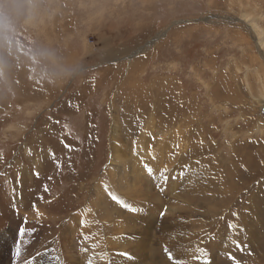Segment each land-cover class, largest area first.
I'll return each instance as SVG.
<instances>
[{"label": "rangeland", "instance_id": "obj_1", "mask_svg": "<svg viewBox=\"0 0 264 264\" xmlns=\"http://www.w3.org/2000/svg\"><path fill=\"white\" fill-rule=\"evenodd\" d=\"M148 119L147 151L156 150L159 158L162 150L172 168L186 171L185 185L175 179L170 189L156 191L159 177L153 183L152 175L162 177L168 164L126 153L124 146L138 148ZM246 135L253 141L248 149L264 143V0H0V264H27L39 254V264H66L60 262V248L82 264H181L173 255L168 259L170 249H160L164 263H153L148 245L134 257L123 250L127 240L115 239L123 248L101 247L110 220H97L95 181L108 211H125L137 223L148 211L156 225L169 217L170 201L183 197L181 217L189 220L201 203L186 193L198 185L199 160L215 150L227 164L222 171L232 176L229 148H244L237 143ZM159 140L165 147L160 149ZM183 141L189 148L184 154L178 146ZM115 143L136 164L137 195H118L129 207L106 193L104 171ZM258 178L255 210L240 208L245 198L225 207L226 199L218 196L209 202L221 204L216 216L206 208L193 210L194 221L203 223L194 233L185 227L180 256L187 264H234L217 260L222 251L208 248L225 209L233 211L227 219L237 231L235 264H264V171ZM43 207L60 213L56 222L33 216ZM73 221L69 240L61 245L59 226ZM90 222L96 227L88 228ZM149 228L154 240L158 234ZM97 230H104L101 240ZM119 250L120 256L112 254ZM88 253L99 258L85 259Z\"/></svg>", "mask_w": 264, "mask_h": 264}, {"label": "bare ground", "instance_id": "obj_2", "mask_svg": "<svg viewBox=\"0 0 264 264\" xmlns=\"http://www.w3.org/2000/svg\"><path fill=\"white\" fill-rule=\"evenodd\" d=\"M168 105H170V103ZM145 110H146V108H145ZM114 120L116 121L117 119H114ZM149 120H151V119H148L147 124L144 126L145 127L144 129H146V130L144 131V129H142V136L141 137L138 136V139H137V141H138L137 147L138 148H135L134 146L133 147L132 146H128V147L124 146V148L125 149L128 148V150H129V152H126V153L132 154L135 152L134 155L136 154V156L141 160H144V159L150 157L152 162H153V165H157V164L159 165V163L162 165L168 164L167 167L169 168V170L164 171L165 173L163 172L164 174L162 177L158 176L161 174V173H158V174H155L154 176L152 175V178H151V181H153V179H154L153 183H155V181H157V178L159 177V179H158L159 182L158 183L156 182L157 185L155 184V188L156 187L158 188L156 191L163 193L165 191L164 187L167 189H170V186L174 184L173 180H175V179L178 181L177 183H180V185L183 183L185 185L187 183L186 171L185 172H184V170L180 171L179 169L181 167L177 168V169L172 168L171 167V164H172L171 159L169 160L168 156H164V154H162V150H159V153H158L159 158L156 155V153H157L156 150L151 148V150L149 149L150 151L149 150L147 151L148 144L145 140L143 141V139L145 138L146 134L148 136L149 135L152 136V132H150V129L152 130V123H149ZM116 125H117V123H115L113 121L112 128H111L113 141L116 140V135H118L117 134L118 126H116ZM178 134H181V132ZM249 142H253V141H250L246 135L245 139L241 137L240 142L237 143V145L245 146L244 148L240 149V151L229 148L230 156L233 155V158H231L232 160H230V161L234 167L231 168V170H235L234 171L235 173H233L232 176H229L230 174L226 176V173H224L222 171L223 167L227 164H225L222 160H220V158L217 157V152L215 150H210L209 152L206 153V155H210L211 158H213V161L211 160L210 157H206L205 160H202V159H201V161L199 160V163L202 166H199L198 185L196 187H191L190 190H187V192H186V193H188L187 195L189 198H192L197 203L199 201L201 202L200 204L198 203L199 207L196 206L195 209H193V210L206 208L205 209L206 213L214 214L216 216L218 214V210L220 209L219 206L221 204H210L209 203V202H212L216 196H218L222 199H226L227 205L225 206V203H224L223 207H221V208L228 207L229 205H235L236 203H238V201L240 199L245 198L243 200V202L239 204L240 208L244 209V208L251 206L252 210L256 209V207H257L255 205L256 202L253 201V194H254L253 190H254V188L258 190L259 184H257V183H259V180H260V178H258V177L264 171V167H263L264 143L262 145H259V147H256L253 150H251V148L248 149ZM163 144H164L163 141H160V144H158V145H160V149L165 147L166 143L164 144V146H163ZM117 145L118 144L115 143V146L114 145L111 146V149H110L111 150L110 152H112L111 162L107 164V167L105 168V171H104L105 172L104 183L107 184V187L105 186L107 188V190H106L107 196L110 198H111V195H115V196L119 197L118 196L119 193L127 195L129 197L130 196H136L137 195V188L140 185L139 182L137 181L136 176H135L136 164L133 162V160L130 157L125 156V154L122 153V151L120 150V148ZM208 145H210V144H208ZM178 146H181L180 151L184 150V152L182 154L186 153L188 151L187 149H189V148H187L185 150V142L184 141L179 142ZM139 147H141V148H139ZM137 149H140V150L143 149V150L140 151L139 154H137ZM204 149L206 150L205 147H204ZM209 149H212V148H209ZM217 151H218V149H217ZM192 153H195V151H193ZM171 156H172V154H171ZM196 159H198V158H196ZM218 159H219V161H218ZM197 161L198 160H195V162H197ZM222 162L224 163L223 165H222ZM209 165L212 166V169L217 170L218 172L211 173ZM142 169H145V168H142ZM161 169H162V167L160 166L159 170H161ZM219 170H220V172H219ZM167 172L172 173L175 177L170 175L171 177L169 176V178H170L169 179L167 176V174H168ZM228 179L232 180V181L239 180L241 185L235 181L230 183L227 181ZM254 181H255V185L257 184L256 186L253 184ZM251 183H252V185H254V187L252 189L250 188ZM100 186H102L100 181L99 182L95 181L91 193H93L95 196H97V198H95L93 200L92 204H93L94 208L96 209L95 213L98 216L97 220H100V219H105L107 221L110 220L107 222L109 224V226H108V228L105 229L106 231L104 232L106 234V238H105V240L102 238L104 241L100 239L101 237H105L104 235L101 236L102 235L101 231H104V230H101V231L97 230L98 238H99V240H101V243H100L101 247L104 244L105 245L114 244L115 247L120 246L123 248L124 246H122V244H120L119 242H117L115 240L116 238H118V241H124V240L130 241L129 243L126 242V246L124 247L123 250H125V251L128 250L127 252H129V251L132 252V256H133V254H134V256H136L139 252L144 251L145 246L148 245V247H150L149 251L151 253L150 260L153 263H154V259H156L158 261V263H164L161 255L159 253L160 249L163 248L165 250L170 249L171 254L175 257L174 261L180 262L181 264H187L185 262L184 258L180 256V253L182 251L181 244H183V241L187 238V233H188V230L185 227L189 228L192 231V233H194L196 226H199V228H200L203 221H199V222H197L196 220L194 221V219L191 217V216L195 215L193 210H191L189 212V214H190L189 220L181 217V215L184 213V212H182L183 210L181 209V205H183L181 203L186 202L183 197H179L178 199H173L170 201L171 204L170 203L169 204L171 205V208L169 211V217L166 216V217L160 219L156 225H155V222H156L157 217L150 220L149 216H147L148 211H143L141 217H137V219L140 220V222L137 223V221L135 220L136 217L126 213L125 211H121L119 209H118V211L115 210L114 212L108 211L106 209V205L104 203H102V201H101V200H103L105 194L102 193V195H100V191H101ZM81 187H83V186H81ZM166 192H169V191H166ZM110 193H111V195H110ZM156 195H157V193H156ZM150 197H151V195H150ZM126 199L129 201L128 198H126ZM155 200H157V199H155ZM65 201L67 202V199ZM122 201H123V199H122ZM229 201H230V204H229ZM90 205H91V203L88 204V208L90 207ZM67 206H68V204H67ZM130 206H133V205L130 204ZM63 207H65V206H63ZM200 211H202V210H200ZM221 211L223 212L222 216L225 218V220L220 224L219 229L217 230V233L208 242V248H211L213 250V252L220 249L222 251V254L220 256H218L217 260L221 259L222 261L229 263V262L235 261V260L231 259L230 257L234 258L235 255L237 256L236 253H237L238 248L236 246V242L233 241V239L236 235L234 233L237 231H235L236 227H233L232 224L228 223V219H227L228 217H230L231 212L233 213V211L229 212V210H226V209L221 210ZM196 213H197V211H196ZM225 213H227V214H225ZM223 214H225V215H223ZM59 215H60V213L56 214L53 212H49L45 208L42 209V212H41V209L38 211L35 210V212L33 214V216L37 217L38 219L39 218L49 219V220L52 219V220H54V222H56L55 220L59 218ZM253 215H255V214H253ZM84 216H86L85 220L87 222L88 221V214L86 213V214H84ZM146 218H148V219H146ZM237 219H239V218H237ZM73 220H75V219H73ZM94 222H95V220H94ZM125 223L130 224V227L128 230H125V228H124ZM252 223H253V221H252ZM72 224L73 225L70 226L69 224L64 225V223H63V225L59 226V231H60L59 238H60L61 245L66 243L69 240L70 234H68L67 232L72 230V227L75 225V222L73 221ZM91 226H93L92 222H90L88 228ZM240 226H238V227H240ZM252 226L254 228V224H252ZM252 226H249V227H252ZM95 227H96V224H95ZM95 227H91V228H95ZM149 227H151L152 229L155 228L154 229L155 233L158 234L157 236H155L154 240L151 239L149 236L150 233L154 234L150 230ZM247 227H248V224L242 225L241 230L245 229ZM148 228H149V230H148ZM224 228H226V230L229 231V233L225 237H223V233H222V230ZM232 228H233V231H231ZM84 231H86V230H84ZM81 232L83 233V230H81ZM99 233H101V234H99ZM247 233H248V231H247ZM219 234H221L220 239H222V240L220 243H217L216 237ZM238 235H240V234H238ZM252 235H253V233H252ZM193 238L194 237H192L191 239H193ZM152 240H153V242H152ZM200 240H201V237H199V241ZM202 240H203V238H202ZM48 241H49V239H48ZM155 243L157 245H159L161 248H157ZM46 244H47V241L46 242L42 241L43 246L41 248H45ZM105 245H104V247H105ZM129 248H131V250H129ZM222 249H224V251ZM39 250H41V249H39ZM60 250H61L62 255H63V257L60 259V262H64V260H67L66 264H82L81 261H78L77 258L74 257V255H71V252L63 250L61 248H60ZM105 251H106V249L104 250L103 255L105 254ZM114 251H112L113 255L120 256V254H121L120 250L117 251V253ZM199 251H201V250H199ZM118 252L120 254H118ZM4 254L6 255L7 253H4ZM98 254L94 255V254L88 253L87 255H85V259H89V258H93V257L98 259L99 258ZM67 255H68L69 260L67 259ZM103 255H102V257H103ZM212 255L215 256L214 254H212ZM40 256H41L40 254H39V256L35 255L32 262H28L27 264H39L38 260L43 258V256L41 258H40ZM37 257H38V259H37ZM128 261H129V259H128ZM88 262H90V261H85V262H83V264H87ZM129 262H131V261H129ZM108 264H109V262H108Z\"/></svg>", "mask_w": 264, "mask_h": 264}, {"label": "snow or ice", "instance_id": "obj_3", "mask_svg": "<svg viewBox=\"0 0 264 264\" xmlns=\"http://www.w3.org/2000/svg\"><path fill=\"white\" fill-rule=\"evenodd\" d=\"M147 171H148L149 175L151 176V175H152V169H151V168H148ZM110 195H111V193H110ZM111 198H112L114 201H117L118 203L122 204V206H124V207H129L127 204H124L123 201H120L119 198H118L117 196H115V195H111ZM132 210L135 211V209H132ZM238 246H239V245H238ZM16 255H17V256L20 255V247H19V245H17V247H16ZM230 258L234 260V258H232V257H230ZM168 259H169V260H172V259H173L171 253H168ZM234 264H235V261H234Z\"/></svg>", "mask_w": 264, "mask_h": 264}]
</instances>
